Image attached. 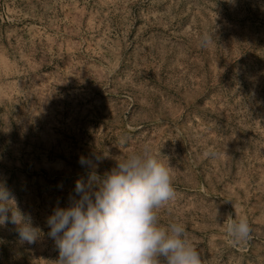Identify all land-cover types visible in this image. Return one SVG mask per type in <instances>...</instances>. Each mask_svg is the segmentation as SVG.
Masks as SVG:
<instances>
[{"label":"rangeland","instance_id":"obj_1","mask_svg":"<svg viewBox=\"0 0 264 264\" xmlns=\"http://www.w3.org/2000/svg\"><path fill=\"white\" fill-rule=\"evenodd\" d=\"M144 144L171 167L161 223L203 264H264V0H0V184L40 231L0 225V264H54L80 158L103 174Z\"/></svg>","mask_w":264,"mask_h":264},{"label":"clouds","instance_id":"obj_2","mask_svg":"<svg viewBox=\"0 0 264 264\" xmlns=\"http://www.w3.org/2000/svg\"><path fill=\"white\" fill-rule=\"evenodd\" d=\"M211 39L204 34L201 44L206 46ZM210 154L212 150L206 152ZM95 161L80 158L90 171L86 182L76 181L78 198L70 197L67 208L56 207L47 218L48 236L59 252L54 264H203L183 223H161L160 210L176 193L171 167L160 152L144 144L121 155L103 174L97 171L101 157ZM225 219L234 245L251 241L253 229L246 216ZM8 222L16 225L21 242L34 244L39 239L31 217L0 184V225Z\"/></svg>","mask_w":264,"mask_h":264}]
</instances>
